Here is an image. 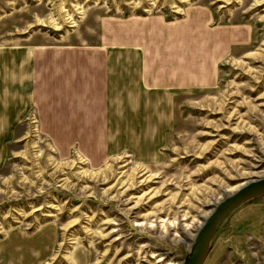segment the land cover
Listing matches in <instances>:
<instances>
[{
	"label": "rangeland",
	"instance_id": "obj_1",
	"mask_svg": "<svg viewBox=\"0 0 264 264\" xmlns=\"http://www.w3.org/2000/svg\"><path fill=\"white\" fill-rule=\"evenodd\" d=\"M133 14L220 26L215 79L177 98L173 130L145 160L62 155L32 114L0 165V247L33 246L0 248V264L44 250L38 264H182L218 202L264 176V0H0V41L95 42ZM202 264H264V195L224 219Z\"/></svg>",
	"mask_w": 264,
	"mask_h": 264
},
{
	"label": "crops",
	"instance_id": "obj_2",
	"mask_svg": "<svg viewBox=\"0 0 264 264\" xmlns=\"http://www.w3.org/2000/svg\"><path fill=\"white\" fill-rule=\"evenodd\" d=\"M219 27L133 14L108 20L95 42L0 41V165L32 114L62 155L74 148L93 161L127 151L156 156L174 128L177 98L216 77L225 48ZM45 251L9 261L38 264Z\"/></svg>",
	"mask_w": 264,
	"mask_h": 264
},
{
	"label": "water",
	"instance_id": "obj_3",
	"mask_svg": "<svg viewBox=\"0 0 264 264\" xmlns=\"http://www.w3.org/2000/svg\"><path fill=\"white\" fill-rule=\"evenodd\" d=\"M261 195H264V176L252 178L220 200L198 229L189 254L182 264H202L210 243L224 219L242 203Z\"/></svg>",
	"mask_w": 264,
	"mask_h": 264
}]
</instances>
